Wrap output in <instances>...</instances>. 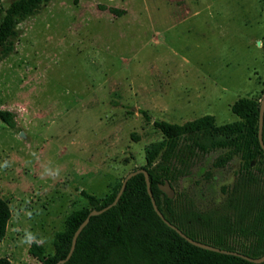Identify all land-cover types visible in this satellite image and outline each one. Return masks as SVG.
Segmentation results:
<instances>
[{"label": "rangeland", "instance_id": "obj_1", "mask_svg": "<svg viewBox=\"0 0 264 264\" xmlns=\"http://www.w3.org/2000/svg\"><path fill=\"white\" fill-rule=\"evenodd\" d=\"M263 45L264 0H50L20 23L0 62V109L16 121H0V258L40 264L32 242L53 257L82 190L102 199L146 165L163 140L153 121L235 122L234 101L264 95ZM220 155L195 157L171 185L188 223L222 213L242 161L214 167Z\"/></svg>", "mask_w": 264, "mask_h": 264}, {"label": "trees", "instance_id": "obj_2", "mask_svg": "<svg viewBox=\"0 0 264 264\" xmlns=\"http://www.w3.org/2000/svg\"><path fill=\"white\" fill-rule=\"evenodd\" d=\"M49 1L11 0L4 7L0 0V62L14 52L19 24L37 14ZM260 100L242 97L234 101L230 111L236 121L223 125H216L211 115L183 124L153 121L163 140L146 147V165L141 168L148 173L158 211L180 232L192 240L251 258L264 255V150L258 140ZM141 113L151 121L147 112ZM0 121L14 128L15 113L0 109ZM261 134L264 144V115ZM213 151L222 152L214 167H224L235 156L242 165L227 188L221 215L214 221L209 220V226L202 227L193 219L186 222L190 216L188 209L179 197L169 199L159 186L164 181L172 185L188 173L195 157ZM120 186L102 199L82 190L80 194L87 200V206L72 212L66 219L64 231L55 235L54 256L45 257L43 247L32 242L31 257L40 264H56L64 259L74 232L89 212L109 206L108 210L90 218L76 241L72 256L64 264H254L239 256L198 248L168 227L153 208L142 174L127 182L118 202L111 206ZM10 218L8 203L0 197V243ZM222 227L226 233L221 232ZM0 264L11 263L2 257Z\"/></svg>", "mask_w": 264, "mask_h": 264}, {"label": "water", "instance_id": "obj_3", "mask_svg": "<svg viewBox=\"0 0 264 264\" xmlns=\"http://www.w3.org/2000/svg\"><path fill=\"white\" fill-rule=\"evenodd\" d=\"M263 115H264V95H263L262 99L260 100L259 123H258V140H259L260 146L264 150V144H263V141H262V134H261L262 133V125H263ZM20 136L24 137L23 133H21ZM137 174H142L143 175L144 181H145V184H146L147 193H148V195H149V197L151 199L153 208L156 210L157 215L160 217V219L168 227L174 229L180 236L185 238L190 244H192V245H194V246H196L198 248H201V249H204V250H208V251H212V252H216V253H221V254H226V255H233V256H239V257H241V258H243V259H245V260H247V261H249L251 263H254V264H260V263L264 262V255L259 257V258H251V257L242 255V254L234 252V251H228V250H225V249H220V248L208 245L206 243L195 241V240H192L189 237L185 236L175 226H173L171 223H169L163 217V215L158 211L157 206H156V204L154 202V198L152 196L151 190H150L149 176H148V173L144 169H138V170H135L133 172H130L123 179V181L121 183V186H120V189H119V191H118V193H117V195H116V197H115V199H114V201H113L111 206L116 205V203L118 202L119 198L121 197V195H122V193H123V191H124V189L126 187L127 182L132 177H134ZM159 188L169 199H173L175 197V192H174L173 188L171 187V185H170V183L168 181H164V183L162 185H160ZM109 208L110 207L108 206V207H106V208H104L102 210H99V211L92 210V211L89 212L87 217L82 221V223L77 227L76 231L74 232V234L72 236V240H71V247H70V250H69L68 254L66 255V257L64 259L57 261L56 264H64L70 259V257L72 256V253L74 251V248H75V245H76V241H77L79 235L81 234L82 230L89 223L90 218L100 215L101 213H103L104 211L108 210Z\"/></svg>", "mask_w": 264, "mask_h": 264}]
</instances>
